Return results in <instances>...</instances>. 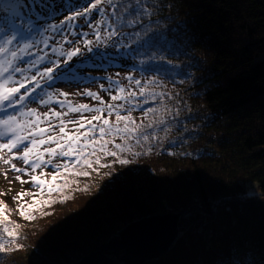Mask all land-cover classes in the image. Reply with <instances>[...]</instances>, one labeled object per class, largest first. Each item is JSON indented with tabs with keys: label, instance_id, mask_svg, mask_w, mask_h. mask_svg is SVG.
<instances>
[{
	"label": "trees",
	"instance_id": "trees-1",
	"mask_svg": "<svg viewBox=\"0 0 264 264\" xmlns=\"http://www.w3.org/2000/svg\"><path fill=\"white\" fill-rule=\"evenodd\" d=\"M25 1L33 6L28 22L46 26L38 45L59 54L50 60L52 68L68 73L72 63L82 62L85 66L76 68L88 66L102 79L101 95L137 94L131 102L124 97L115 109L99 101L102 114L130 116L131 123L120 124L136 132L110 141L114 135L106 129L101 139L98 128L92 138L107 141L108 151L117 156L97 151L89 158L99 157L105 166H76L75 171L90 175L74 176L76 192L50 211L23 219L18 207L32 204L33 197L15 199L11 217L3 221L0 215L5 247L0 264H72L130 219L173 210H186L179 237L167 255L144 264H239L240 256L245 264H264V0H100L98 10L89 13L84 9L95 0ZM74 25L82 32L73 33ZM142 57L153 63L139 65ZM119 62L139 83L119 86L106 77ZM109 82L116 87L105 90ZM90 99L98 100L95 95ZM123 103L135 105L134 112ZM92 115L85 114L89 120ZM124 159L129 163L119 162ZM119 178L136 187L117 183ZM112 183L126 189L128 199L122 201L121 192L110 199L115 211L103 215V224L92 218L79 221L80 238L74 228L67 230V221L75 226L80 220L75 209L59 222L61 209L75 194L95 184L96 194H104L86 204L93 207L95 200H106ZM248 183L259 196L244 200ZM5 226L15 239L3 232Z\"/></svg>",
	"mask_w": 264,
	"mask_h": 264
},
{
	"label": "rangeland",
	"instance_id": "rangeland-1",
	"mask_svg": "<svg viewBox=\"0 0 264 264\" xmlns=\"http://www.w3.org/2000/svg\"><path fill=\"white\" fill-rule=\"evenodd\" d=\"M5 8H9V11H5ZM29 9H33V6L31 4L27 3L25 0H0V27L6 29V33H0V39H2L3 35L10 33L12 29L16 26H21L20 31L22 35L17 38L16 41H14L11 44V47L13 50H16L18 53V57H22V59H17L13 61L14 64L18 65L20 68L24 69L22 73L17 72L13 73V80L16 81H23L28 89H31L35 87V82L31 80L33 76L36 77V80L39 81L41 84V88H37L36 92L32 94L30 99H26L25 103L22 105H18L16 109H18L21 112V109H23L24 115H20V112L15 113L17 115V119L21 125H24L25 123L20 122V120L25 119V122L29 120H35L37 118L40 119V123L38 127L40 128H50L48 132L44 134V137L37 136V139L40 138H47L48 136H56L57 140L59 141L60 136L62 135L59 132V128L61 126V121L64 122L63 126L65 127V130L69 134H75L79 135L80 133L85 132V127L80 128L79 124L84 123L86 126V129L89 130V136L84 137L81 136L80 143L82 144L85 139H91L94 137V133L96 130L100 127H105V130L115 135V133H119L115 131L116 127L123 128V126L120 124V121L118 122L116 119L117 115H113L111 111H105V114L97 113L95 111H78L73 112L70 110L69 105L72 107H79L80 105H87L89 109H102L103 105H100L99 101H102L103 103H107L108 105H112V109L118 108L120 105L119 102L124 99V97H130L136 96L137 94L135 92H129L127 91V95L117 91L114 93L117 99L112 100L111 97L105 96V93H102L101 90L104 89L101 83V78H98L96 75H94L91 71H89L88 66L83 68H76L79 66H85L82 62H76L72 63V66L70 68L66 69V72L63 69L61 71L58 70L57 67H53L54 71L52 73L54 79L47 83V77L43 78L41 74L44 72V69L46 67L52 68V62L50 60L53 57H57L59 54L57 52L49 51L46 47L41 48L38 45V35H41L44 33L46 26L40 25L38 23H29V18L27 17L29 14ZM73 31H76L78 29L79 33L82 32V27H77ZM10 29V30H9ZM30 29V30H29ZM67 32L66 37L69 36ZM45 42L48 41V39H44ZM24 42H27L31 46L28 48H24ZM10 48V46H8ZM11 48V49H12ZM23 49V50H21ZM35 53V55H34ZM126 56L132 57L131 52H125ZM37 58V59H35ZM140 58V55L137 56V59ZM9 59L11 60L12 57L10 54H4L0 55V60ZM132 60V59H131ZM138 64L144 65V63L152 64L153 61H147L145 57H142L141 59L137 60ZM139 64V65H140ZM116 70H108L106 71V76L109 77L113 81L119 82V86H133L131 82H135L138 79L134 78V73H130V71L125 70L124 68H127V66L119 62L117 64H114L113 66ZM76 68V69H75ZM119 68V69H118ZM34 72H37L36 74ZM143 76L142 74H140ZM141 79V78H140ZM105 81V80H104ZM99 84V86H98ZM106 84V83H105ZM135 85V84H134ZM18 85L9 84L8 87H13ZM99 87V88H98ZM116 87V84L114 82H109L106 85L105 90H111ZM25 89H21V94H23ZM93 93L98 100H91L87 93ZM137 100V99H135ZM43 101V102H42ZM115 101V102H114ZM131 102V101H130ZM124 104V103H123ZM125 107H127L128 110L132 113L134 112V106L131 104H124ZM137 106V105H136ZM109 108V107H108ZM10 109V108H9ZM31 109H35V114L30 113ZM59 112L61 115L57 117L53 113ZM44 113H49L47 117L44 116ZM87 113H92V116L102 115L101 120L94 126H91L92 123L95 121L93 120L91 124H87L86 121L89 119L85 116ZM111 113V114H109ZM4 114V112H3ZM83 117V118H82ZM108 119L109 125H104L103 120ZM69 121H73L76 123H69ZM112 129L109 131V129ZM79 129V131H77ZM27 134V133H24ZM8 138L5 137L3 140H0V142H6ZM27 142V141H26ZM60 142V141H59ZM56 143H48L41 145L39 148V151L43 152L46 148H55ZM16 155H20V152L18 150H13ZM59 151V150H58ZM10 160L11 163L15 164L17 168L21 169H27L26 172L17 173L13 170H11V164H5L4 160ZM33 160V159H30ZM44 160L48 161L51 160V163H45L41 166V168H38L35 170V172L32 171L30 166L24 165L22 160L14 159L13 155L8 153L7 150L0 151V187H4L6 190L4 193L0 190V195L2 196V200L0 203V209H3V221L8 220L16 206L14 205L13 201H15V197L19 193H28L27 195H24L20 199H16L18 201H23L32 198V193H39L40 189L37 186H34L31 181L32 175H40L41 172H43L45 175L42 177L44 179H47L49 182H51V175L50 173L55 171V166L59 165L62 173V178H59L57 180V184L63 185L64 179L68 181L67 185L63 187V190L61 192H53L51 195L48 194L47 188L45 187L44 194L38 195L36 199L43 204L44 200H52L53 203L44 205L43 207H38L35 210H32L29 212L26 208L25 210L28 213H40V212H48L51 210V208H54L58 205H60V202H63V200L69 198L72 196L73 192H76V183L77 180L74 177V175H68L69 173L64 172L63 168L64 165L70 161L75 160V156L73 157H62L59 155L55 156H49L47 153L44 154ZM144 163V165L148 164ZM150 164V163H149ZM148 164V166H149ZM76 168V167H75ZM75 171V169H74ZM133 173V172H132ZM134 174V173H133ZM20 176L22 180L28 181L27 183H21L20 181L16 180V176ZM8 181V182H7ZM117 183H122L124 186L128 185L129 187L131 184L134 183L131 181H125L123 178L117 179ZM9 182H12L14 184H11ZM95 185V184H94ZM94 185L83 189L81 192H78L74 195V197L70 200H68L64 205L62 210V216L59 217V222H62L66 220L67 218L72 216V212L75 209V213H77V217H79L77 220L75 226H73L69 221H67V230L70 232L72 228L76 230V233L80 236V238L83 236L82 231L84 230L82 228H78L79 221L83 224V220L87 218H92L95 220H100L98 222L99 224H103L102 217L106 213L110 214L111 211H115L114 206L110 205L108 201H111L108 196L104 199H97L93 202V207L91 205H86L89 201H93L96 198L101 197L104 193H98L96 194ZM120 185V184H118ZM10 187V188H7ZM131 187H136L135 185H132ZM108 192L116 191L115 187H112V185L106 187ZM119 194L120 191H117ZM122 193V192H121ZM97 196H94V195ZM94 196L93 198H91ZM33 201V200H32ZM103 201V203H102ZM73 202V203H72ZM106 203H108L106 205ZM58 204V205H57ZM95 205H99L100 208H96ZM90 206L92 208V213L90 217L88 215H85V211H88L90 209ZM78 207V208H77ZM85 207L86 209L83 211L82 208ZM60 208V207H59ZM59 208L57 211H59ZM77 208V209H76ZM20 209V206L18 207V210ZM99 209V210H97ZM73 210V211H72ZM91 211V210H90ZM74 213V214H75ZM7 214V216H6ZM6 217V218H5ZM21 217V216H19ZM23 218V217H21ZM24 219V218H23ZM107 219V218H106ZM23 223V222H22ZM29 223L27 221H24V226L29 227ZM58 223V222H57ZM56 223V224H57ZM94 222L91 221L90 224H93ZM95 222L94 224H96ZM51 227V226H50ZM119 228L115 229L117 233ZM120 230V229H119ZM71 233V232H70ZM73 235V234H72ZM111 236V235H110ZM70 242V241H69ZM170 251V250H169ZM167 253H164L160 255L157 259H160L162 256L167 255Z\"/></svg>",
	"mask_w": 264,
	"mask_h": 264
},
{
	"label": "snow or ice",
	"instance_id": "snow-or-ice-1",
	"mask_svg": "<svg viewBox=\"0 0 264 264\" xmlns=\"http://www.w3.org/2000/svg\"><path fill=\"white\" fill-rule=\"evenodd\" d=\"M100 3V0H95V2L90 4V7H86L84 9V13H89L93 9L98 10V5ZM6 12L9 11V8L4 9ZM84 13H77V15H83ZM21 26H16L12 29L10 33H7L3 35L2 39H0V55L4 54H10L12 57L11 60L4 59L0 60V112H8L9 108H16L18 105H22L25 103L26 99H30L32 94L36 92L37 88H41V84L39 81L36 80V77L33 76L31 80L35 82V87L28 89L26 84L23 81H16L13 80V73L20 72L22 73L25 71L24 69L20 68L18 65L14 64L13 61L17 59H22V57H18V53L16 50H10L8 46H10L14 41L17 40L18 37L22 35L20 31ZM30 30V29H29ZM0 33H6V29L0 27ZM31 45L27 42H24V48H28ZM23 50V49H21ZM75 54V53H72ZM54 69L51 67H46L44 69V72L41 75H44L47 77V83H50L54 77L52 75ZM139 83V81H137ZM9 84L18 85L13 87H8ZM21 89H25L24 93L21 94ZM88 96H93L94 94L89 92L87 93ZM112 100H116V96L111 97ZM43 102V101H42ZM103 103V102H102ZM70 110L73 112H78L81 110L84 111H95L97 113L102 114V109H89L87 105H80L79 107H72L69 105ZM109 109L112 108V105H108ZM36 110L31 109L30 113L35 114ZM57 117L61 115L59 112L53 113ZM111 114V113H109ZM20 115H24L23 109H21ZM49 113H44V116L47 117ZM83 118V117H82ZM102 115L93 116L92 120L86 121L87 124H91L93 120L99 121L101 120ZM117 121H127L131 123V117L130 116H121L117 114L116 116ZM40 123V119L37 118L34 121L29 120L26 122V124L21 125L17 119V115L15 113H8L3 118H0V140H3L5 137L8 139L6 142H0V151L7 150L8 153L13 155L14 159L22 160L24 165L30 166L33 172H35L36 169L41 168L42 165L45 163H51V160L45 161L44 160V154L47 153L49 156H55L59 155L62 157H73L75 156V160L68 161L63 168L64 172L69 173L70 175H74L77 177H88L90 173L88 171H74L75 167L78 165H83L85 168L93 169V163H95L98 166H105L101 165L99 157H96L95 161L90 159L89 157H95L96 152H102L106 156L116 157V152H109L107 149V141H104L101 143L99 140L95 138L91 139H85L84 142L81 144V136L88 137L89 132L85 131L83 133H80L79 135L75 134H69L65 127L63 126L64 122L61 121V126L59 128V132L62 134L59 138L60 141H63V143H60L57 140L56 136H48L45 138L37 139L36 137H44V134L50 130V128H40L38 127ZM69 123H76L73 121H69ZM104 125H109V120L104 119L103 120ZM80 128H84L85 124L80 123ZM95 127V126H94ZM112 129L110 128L109 131ZM79 131V129H77ZM116 132H125V133H131L136 132V128L132 127L129 128L128 123L125 124L124 128L121 129L119 127L115 128ZM27 133V134H24ZM106 134L105 127L99 128V135L101 139ZM149 137L147 135L143 136V140L147 141ZM28 143H25V142ZM48 143H56L55 148H46L43 152L39 151V148L41 145L48 144ZM137 143L139 144V139L137 140ZM99 144V148L96 147V145ZM89 147L92 148L91 152H87L86 149ZM115 147L119 149L121 152H123L125 149L120 144H116ZM13 150H18L20 152V155H16V153ZM59 150V151H58ZM34 156V160H30V157ZM122 164H127L129 161L127 159L120 160L119 161ZM5 164H11V170L21 173L26 172L27 169H21L17 168L15 164L11 163L10 160L5 159ZM95 170V169H93ZM45 174L41 172L40 175H32L31 181L34 186H37L40 189L39 193H32L33 201L30 205H21L19 209L20 216L23 217L26 220H32L34 219V216H31L28 214V212L25 210V208L29 210H35L38 207H43L44 205H48L53 203L52 200H44L43 204H41L40 201L36 199L38 195H43L45 187L47 188V192L49 195H51L53 192H61L63 190V187L67 185L68 181L64 179L63 185L57 184V180L59 178H62V173L59 165L55 166V171L50 173L51 175V182H49L47 179L42 178ZM16 180L20 181L21 183H27L28 181H24L21 179V177L18 175L16 176ZM28 193H19L17 197L14 199H20L24 195H27ZM3 214V209H0V215ZM3 232L7 233L9 237L16 238L14 231H10L8 227L3 228ZM5 247L3 243H0V252H4ZM239 264H245V260L243 256L239 257Z\"/></svg>",
	"mask_w": 264,
	"mask_h": 264
},
{
	"label": "water",
	"instance_id": "water-1",
	"mask_svg": "<svg viewBox=\"0 0 264 264\" xmlns=\"http://www.w3.org/2000/svg\"><path fill=\"white\" fill-rule=\"evenodd\" d=\"M156 212L123 223L115 235L72 264H144L169 252L180 235L186 210Z\"/></svg>",
	"mask_w": 264,
	"mask_h": 264
},
{
	"label": "bare ground",
	"instance_id": "bare-ground-1",
	"mask_svg": "<svg viewBox=\"0 0 264 264\" xmlns=\"http://www.w3.org/2000/svg\"><path fill=\"white\" fill-rule=\"evenodd\" d=\"M104 79H105V77H104ZM178 116V115H177ZM180 116V115H179ZM123 135V132H119V133H115V135L114 136H112V137H110L109 139H110V141H115V139L116 138H119V137H121ZM60 141V140H59ZM60 143H63V141H60ZM209 148H211V146L210 145H207L206 147H204V149H205V151L206 152H208V150H209ZM87 151V150H86ZM88 152V151H87ZM112 187H115L116 188V191H113V192H109V196H108V198L109 199H113V198H117V196H118V193H117V191L118 190H120V192H122L121 194L122 195H124V197H123V199H121L122 201H125V200H127L128 198H127V190L126 189H124V188H122V186L121 185H117V184H115V183H112ZM259 191H258V189L255 187V186H253L251 183H248V185H246V189H245V191L242 193V198L244 199V200H246V199H250V198H256V197H258L259 195ZM173 247V246H172ZM171 247V248H172ZM171 250V249H170ZM154 260V259H153ZM151 261V260H150ZM148 262V261H147ZM146 263V262H145Z\"/></svg>",
	"mask_w": 264,
	"mask_h": 264
}]
</instances>
